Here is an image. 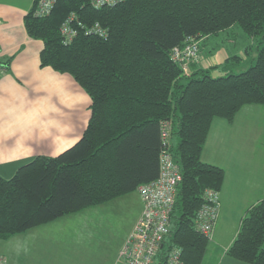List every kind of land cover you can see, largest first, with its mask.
Instances as JSON below:
<instances>
[{
  "label": "trees",
  "instance_id": "1",
  "mask_svg": "<svg viewBox=\"0 0 264 264\" xmlns=\"http://www.w3.org/2000/svg\"><path fill=\"white\" fill-rule=\"evenodd\" d=\"M36 2L23 23L42 42L40 66L71 76L89 96L90 116L71 147L34 157L9 179L0 176V242L137 192L158 178L167 150L182 180L165 244L180 249L184 264H202L212 238L196 229V216L207 192L219 195L225 172L201 154L214 119L231 124L243 106L264 107V0H119L101 7L57 0L39 17ZM71 14L76 34L68 41L61 27ZM95 24L104 35L86 36ZM240 31L253 42L243 56L229 52L208 68L198 56L174 58L192 40L200 42L197 55L210 43V55L234 45ZM243 61L249 67L236 72ZM215 70L223 76L213 77ZM225 254L264 264V197L243 213Z\"/></svg>",
  "mask_w": 264,
  "mask_h": 264
},
{
  "label": "crops",
  "instance_id": "2",
  "mask_svg": "<svg viewBox=\"0 0 264 264\" xmlns=\"http://www.w3.org/2000/svg\"><path fill=\"white\" fill-rule=\"evenodd\" d=\"M30 5L0 0V63L8 65L0 72V176L4 179L11 178L21 165L38 155L54 157L74 145L90 116L89 96L75 80L40 66L42 42L29 37L23 23ZM237 54L243 56V51L238 49ZM228 55L229 50L222 46L210 55L200 53L197 64L202 68L221 65ZM246 106L231 124L222 119L212 121L201 154L203 162L225 172L219 191V215L211 235L215 253L221 248L225 253L243 213L264 197V183L258 176L261 167L253 161L259 153L254 152L253 135L263 132L264 107L249 110ZM223 145L231 148L226 155ZM250 175L257 179L250 183ZM139 203L140 213V200ZM222 221L225 225L219 229ZM224 239L227 241L222 242ZM1 252L4 250H0V255L6 264H14L9 255Z\"/></svg>",
  "mask_w": 264,
  "mask_h": 264
},
{
  "label": "rangeland",
  "instance_id": "3",
  "mask_svg": "<svg viewBox=\"0 0 264 264\" xmlns=\"http://www.w3.org/2000/svg\"><path fill=\"white\" fill-rule=\"evenodd\" d=\"M19 1L30 5L33 0H16V2ZM31 6L33 5H30L28 11L32 8ZM240 33L232 43L234 45H225L230 53L237 54V50L241 49L244 54L246 47L253 44L245 34L241 31ZM228 42L231 43V40ZM195 43L199 49L200 42L195 41ZM209 46L210 43L201 47L200 52L204 56L207 55L206 51ZM251 48L253 49L248 50L250 58L255 56L254 47ZM249 62L243 61L236 72L246 70L249 67ZM223 74L221 70L211 73L213 77L223 76ZM254 107L263 108L260 105H253L246 106L245 109L251 110ZM250 118L252 117L249 116L248 120ZM253 136L256 149L254 152H259L256 153V158H253V161L259 162L261 170L258 176L264 183V129L260 135L254 134ZM230 149L227 145L222 146L225 155ZM255 179H257L256 176L250 175V183ZM139 200L135 191L106 204L90 207L77 214L33 228L12 240L1 241L0 250H4V253H1L9 255L14 264H114L119 246L122 245L121 243L131 231V226L140 215ZM224 225L225 222L222 221L219 229ZM226 241L227 239H224L222 242ZM212 245L210 241L202 264H242L223 253L224 248L219 249L216 253L212 252ZM0 257L3 256L0 255ZM4 260L6 262L5 258Z\"/></svg>",
  "mask_w": 264,
  "mask_h": 264
},
{
  "label": "built area",
  "instance_id": "4",
  "mask_svg": "<svg viewBox=\"0 0 264 264\" xmlns=\"http://www.w3.org/2000/svg\"><path fill=\"white\" fill-rule=\"evenodd\" d=\"M117 1L119 0H89L94 7L112 5ZM56 2L57 0H37L34 16L50 14ZM73 17L74 15L71 14L61 27L62 35L68 41L76 34L70 24ZM83 32L86 36L104 35V31L97 24L84 29ZM197 52L196 43L192 40L182 50L177 48L174 58L179 61L196 59ZM166 137L164 132L163 138ZM181 180L179 166L167 150H163L159 157L158 178L137 188L142 210L118 249L114 264H158L160 255L161 258L164 257L163 264H184L180 249L165 244V238L169 233L170 214L175 204L176 189ZM205 199L197 212L196 229L211 238L219 212L220 198L217 192L211 191L207 192ZM0 264H6L3 257H0Z\"/></svg>",
  "mask_w": 264,
  "mask_h": 264
}]
</instances>
